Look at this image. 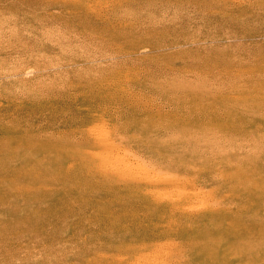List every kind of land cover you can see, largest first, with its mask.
I'll list each match as a JSON object with an SVG mask.
<instances>
[{
  "label": "rangeland",
  "instance_id": "obj_1",
  "mask_svg": "<svg viewBox=\"0 0 264 264\" xmlns=\"http://www.w3.org/2000/svg\"><path fill=\"white\" fill-rule=\"evenodd\" d=\"M0 264H264V0H0Z\"/></svg>",
  "mask_w": 264,
  "mask_h": 264
},
{
  "label": "bare ground",
  "instance_id": "obj_2",
  "mask_svg": "<svg viewBox=\"0 0 264 264\" xmlns=\"http://www.w3.org/2000/svg\"><path fill=\"white\" fill-rule=\"evenodd\" d=\"M101 128V127H100ZM117 164V163H116ZM50 169H52V168H48V170H50ZM44 170H46V169H44ZM147 170V169H146ZM49 172L47 171V174H48ZM165 177V176H164ZM170 191V190H169ZM173 258V257H172Z\"/></svg>",
  "mask_w": 264,
  "mask_h": 264
}]
</instances>
